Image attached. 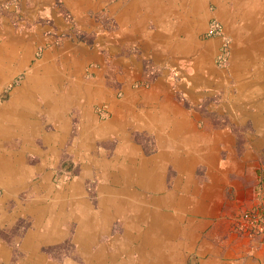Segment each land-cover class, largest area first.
<instances>
[{
  "label": "rangeland",
  "instance_id": "374dc122",
  "mask_svg": "<svg viewBox=\"0 0 264 264\" xmlns=\"http://www.w3.org/2000/svg\"><path fill=\"white\" fill-rule=\"evenodd\" d=\"M241 9L246 11L247 6ZM38 10V13H31L33 16L23 14L21 10L8 16V24H12L9 26L14 27L16 36L27 38L35 33L42 35L43 39L30 45V61L26 69L13 74L3 88L0 105L11 99V93L22 86L26 75L36 70L44 59L52 69L61 72L57 78V94L69 88L77 93L84 85L94 88L103 70L101 79L107 86V94L115 97L111 100L107 96L111 101L107 98L91 101L83 96L74 103L63 102L59 116L54 118L50 112H37V117L27 125L32 134L30 138L17 136L13 139L18 146L21 145L13 168L26 175L28 198L25 205L29 210L26 217L18 218L14 224L0 226V264H85L87 255L78 239L79 232L94 220V213L99 215L105 207H115L119 191L126 187V193L124 191L121 195L124 203H129L132 192L138 193L143 202L153 200L159 209L160 221L170 227L174 221L183 225L185 218L190 217L188 209L192 203L197 205L200 213L195 217L214 222L230 221L232 216L245 210L264 209V28L260 23L248 26L242 17V29L229 32L215 21L221 26L222 34L208 36V39L218 38L220 51L213 61L201 63L204 71L198 80L194 79L196 84L193 79H184L181 83V78L172 81L163 78L159 80L161 83H156L158 76L163 77V69H169L167 66L157 69L155 65L146 64V69L156 73L146 80L121 79L118 77L122 72L120 67L113 73L116 77H111L107 66L114 70L115 64L112 63L104 65L92 61L80 68L77 60L83 59L79 57L83 48L105 56L110 50L102 17L74 15L62 0L49 4L47 12ZM91 20L97 28L89 27ZM4 36L0 37V45ZM223 49L228 51L225 61L219 58ZM195 66V63L186 64L185 70L190 78L197 75ZM207 77L212 79L210 85L205 84ZM63 78H66L64 82ZM130 85L138 94L134 99L127 97L125 106L121 107L125 98L123 90ZM153 86L156 97L149 101V107L143 101L147 94H151L149 90ZM184 91H189L190 95L186 96ZM142 93L145 96L139 99ZM155 105L163 106L162 110L158 111ZM149 113L162 116L161 121L168 123L167 131L178 130L179 134L172 136L170 145H167L169 142L162 143L167 138L161 134L160 128L157 130V125H152L151 119L149 121ZM56 129L61 132L60 137L64 136L61 143L58 140L55 143L50 135ZM5 142L0 140V143ZM177 142L182 145L180 150L183 153L177 157L173 155L166 163L163 187L156 193L143 191V187L137 184L129 187L120 169L111 166L130 152V147L137 156L151 159L164 152L171 153L174 150L172 144ZM38 147L42 150L39 151ZM2 195L0 190V197ZM19 199L23 200V195H19ZM127 216L124 212L113 216L106 230L93 243L92 251L104 245L109 247L113 240L123 241ZM129 216L134 219L133 214ZM54 219L58 224L64 220L66 223L60 230L56 229L57 235L50 232L48 235L46 227L58 228ZM177 235L176 250L185 251L184 236L179 232ZM137 256L138 253H134V257ZM174 258L179 264H197L198 256L180 254Z\"/></svg>",
  "mask_w": 264,
  "mask_h": 264
},
{
  "label": "crops",
  "instance_id": "0c3cea01",
  "mask_svg": "<svg viewBox=\"0 0 264 264\" xmlns=\"http://www.w3.org/2000/svg\"><path fill=\"white\" fill-rule=\"evenodd\" d=\"M62 1L64 6L72 11L74 15L87 16V18L88 16L102 17L104 30L106 31L105 40H109V55L107 54L108 56H105L99 54L96 50L90 52L85 49L88 52L86 54H88V56L90 55L87 58L88 62L86 61L85 64L92 61L96 63L102 62L104 65L111 63L115 64L114 70H112V68L110 70L107 66L111 73L110 76H115L113 73L118 72L117 67H120V71L122 72L118 77L121 79L124 77L126 80L130 78L139 80L153 78L156 73L150 71L149 68L146 69V64L155 65L157 69L161 68L162 65L167 66L169 69H163V74L165 76H158L156 83H161L159 80L163 78L169 81H172L174 78H181V83L184 79L189 81L193 79V82L194 79L198 80V77H200L204 71L201 63L207 62L208 58V62L213 61L214 57L219 54L220 51V40L218 38L208 39L207 32L211 22L217 21L229 32L241 28L240 26H242V24L240 20L244 15V11L241 8L246 4L245 0H89L86 4L82 3L83 0ZM52 2L54 3L55 0H0V37L5 34L2 45H4L9 38L7 35L8 33L13 34L16 39H26L14 34L13 31L15 30L12 29L14 27L10 28L9 25L12 24H8V16L12 14L13 16L16 15V11L19 10H21V13H28L31 16H33L34 12L38 13V9L47 12V8L49 4L52 5ZM57 21L59 22V19H57ZM88 25L89 27L97 28V24L92 20ZM259 25L261 26V24ZM31 35L33 34L29 36ZM35 35L36 37H41V40L43 39L42 35L38 36L34 33L33 36ZM14 44L18 46V49L25 44L27 45H25L28 53L27 63L22 69L18 70L23 71L26 69L31 58L30 45L32 43L26 41L25 44L18 42H14ZM2 45H0V47ZM163 47L165 49H163ZM72 50H75L74 47ZM45 60L46 59L43 61ZM43 61L41 63H43ZM45 63L49 64L47 60ZM189 63H195L196 65L197 75L194 78H190L185 70L186 64ZM33 72L27 74L26 78L32 75ZM13 74L10 76V79H12ZM60 74L61 72L58 71L54 73V77L58 78ZM103 75L104 72L102 70L99 74V82L93 87L102 86L106 96L103 98L93 95L89 98L90 100L96 99L95 101H103L107 96H110L109 92L107 94V86H105L101 79ZM207 79L206 84L210 85L212 79H210V77H207ZM64 80H66V78L62 79L63 82ZM54 83L57 84L55 81ZM108 83L106 81V84ZM214 83H216V81H214ZM131 90L132 85L127 86L123 90L125 98L122 99L121 107L125 106L127 97L134 99V94H138ZM149 92H151V94H147V97H144L145 95L143 93L139 97V99L145 98L143 103L146 106L149 103V99L152 101L151 99L156 97L154 86ZM184 93L186 96L190 95L189 91H184ZM160 94L162 95L163 93ZM40 96V101L45 103V96ZM55 96L57 97L55 101L59 102L58 106L63 102H65V104L69 102L74 103L78 101L79 98L83 97L81 94L77 95L75 90L71 88L62 94H57L55 90ZM110 97L111 100L114 99L113 94H111ZM110 97H108L107 100H110ZM157 97H159V95ZM84 98H86V96H84ZM117 106H120V104ZM158 108H160L158 110L160 111L163 106L157 105L156 109ZM43 109H45V106ZM52 111L55 110L52 108ZM36 115L37 114H34L32 117H26L27 119L25 122H30L32 118L35 119L37 117ZM149 115L151 117L148 118L149 121L150 119L153 120L152 125L156 124L157 130L160 128L161 134H165L168 140L167 142H169L167 143L164 141L162 143L170 145L172 142L166 135V133H168L166 129L168 123L166 121H161L162 116H154L151 113H149ZM155 117H157V122ZM43 132H45V130H43ZM62 137H64L63 134L60 139H62ZM162 137H164V135H162ZM159 141H161L160 138ZM172 146L174 150H177L175 154L183 153L180 147L176 149L174 144H172ZM38 148L39 151H41V147ZM20 150V148L15 150L11 158L14 167ZM174 150L173 152H175ZM0 176V178H2L0 179V190L3 192V195L0 197V226L3 227L7 224H14L20 217H26L29 208L25 205V201L28 198L25 192L27 189L25 184L27 180L26 175L12 168L7 174H3V171H1ZM19 195H23V200L19 199ZM158 210L159 209L156 208V235L161 241L169 239L171 244V247L167 250L154 251V255L157 254L159 257L155 256L156 260H159L158 264H179L175 262L177 258L174 257L180 254L198 256V258H196L197 264H264V240L251 237L248 233L243 232L239 228L238 216L240 213L232 216L230 221H225V219L215 222L209 221L205 217H195L200 213L197 211V205L192 203L188 209L190 217L185 218L183 225L179 226L177 221H174L173 226L170 227L169 224L160 221ZM64 222L66 223V220L59 224L58 221H56L55 223H57L58 228L50 227V229L46 227L45 233H48L49 230L50 233H56L55 235H57V230L61 229ZM177 232L184 236L183 245L185 251L176 250L177 243L175 240L179 237ZM141 253H143V251Z\"/></svg>",
  "mask_w": 264,
  "mask_h": 264
},
{
  "label": "bare ground",
  "instance_id": "6f19581e",
  "mask_svg": "<svg viewBox=\"0 0 264 264\" xmlns=\"http://www.w3.org/2000/svg\"><path fill=\"white\" fill-rule=\"evenodd\" d=\"M245 1H246V4L244 6H247V10L244 11V15H243V17L245 19V24H247L248 26L250 24L254 26L257 23H260L262 25V27L264 28V0H257L258 2H256V1L252 2V0H245ZM87 2H89V0H83L82 1L83 4H86ZM249 7H250V9H249ZM7 35L9 36L8 40L4 43V45H2L0 47V96L2 94L3 88L11 80L10 76L13 73H16L18 70L22 69L27 63L28 53H27V50L25 48V45H26L25 42L30 41L33 44L35 40H40L39 37H32L33 35L28 36V38H26L24 40L16 39V37H14L13 34H11V33H8ZM241 35H243V34H241ZM38 36H40V35H38ZM14 42L23 43L25 45L21 46V48L18 49V46L16 44H14ZM163 49H165V48L163 47ZM81 53H83V54L82 55L80 54L79 57H82L83 59L80 58L77 61L80 68H81V66H83L85 64V62L87 61V58L90 56V55L88 56V54H86L88 52L84 48L81 51ZM193 53H194V51H193ZM249 57H251V56H249ZM253 58H254V56L251 59H253ZM208 60H209V58H208ZM45 61H43V63H41V65L33 72L32 75L28 76L26 78V80H24L22 82V86H19L18 88H16L11 93V99L8 102L0 105V140L6 141L5 143H0V173H1V171H3V174H7L8 171L14 167V164L12 163L11 158L14 154V151L18 150L19 146L21 147V145L18 146L17 143H15L13 141V139H15L17 136L29 139L30 136L32 135L31 131L27 127V125H29V122H27V121L25 122V120L27 119L26 117H28V116L32 117L34 114H37V112H42V111H45L46 113L50 112L51 113L50 116H53V118L57 117V115H58L57 112H59V110H60V105L58 106L59 102L55 101V99H57V97L55 96V90H57L56 89L57 84L54 83V81L57 82L56 81L57 77H54V73H57V72L54 69H52L51 64L45 63ZM263 64H264V62H263ZM198 65H199V62H198ZM205 84H206V81H205ZM250 87H252V86H250ZM258 87H259V85H258ZM76 94L77 95L81 94V95L86 96L88 98H91L93 95H97V96L103 97V98L106 96L102 86H96L95 88H92L91 85L87 86V87H85V85L81 86L80 90ZM40 95L45 96V103L43 101L37 100L38 97L41 98ZM263 98H264V95H263ZM94 100H96V99H94ZM149 101H150V99H149ZM44 106H45V109H43ZM111 106L113 107V104ZM147 106H149V105H147ZM52 108L55 111H52ZM118 109H119V107H118ZM159 109L160 108H158V110ZM154 111H152V112H154ZM229 111H230V109H229ZM262 116H264V115H262ZM119 117H121V116H119ZM155 118H156V122H157V117H155ZM236 119H238V118L236 117ZM123 122L121 123V125L123 124ZM156 122H154V123H156ZM148 124L150 125V123H148ZM145 126H147V125H145ZM145 126H143V127H145ZM154 126H156V124ZM57 127H59V126H57ZM109 129H111V128H109ZM123 130H120V131H123ZM42 132H43V128H42ZM172 132L168 131V133H166V135L170 138V140L172 139V136L179 134L177 129H175ZM43 133H45V132H43ZM60 133L58 132L57 129L54 132L51 131L50 135L55 139V143H57V140L59 143L62 142V140L60 139ZM179 136H178V138H179ZM32 142H34V141L32 140ZM166 142H167V140H166ZM45 144H46V141L44 142V145ZM174 145H175L176 149L181 146L180 143H178V142L175 143ZM83 149H85V148H83ZM83 149H82V151H83ZM133 150H134L133 147H130V152H128L126 155H124L121 158L119 157L120 158L119 162L117 161L115 164L113 163L114 165H111V166H114V168H116V169L117 168L120 169L122 178H123V180L128 181L127 184L129 187L137 184V185H140L143 187V191L157 192L159 189H161L163 187V185H162L163 170L165 169L166 163L168 161L172 160L171 157L173 155L175 157L178 156L177 155L178 153L175 154L177 152V150H174L175 152L171 151V153H165V152L161 153L158 156L151 158V159L139 157V156H137V153H135ZM78 151H79V149H78ZM164 151H166V150H164ZM183 158H184V156H183ZM176 159H178V158H176ZM92 161H93V159H92ZM106 176H108V175H106ZM0 179H2V178H0ZM106 187H105V189H107ZM66 189H68V188H65V190ZM119 190H120V188H119ZM124 191L126 193L127 187H126V189H124ZM124 191H119L120 195H118V202L114 204L115 207L108 205L109 207H105L101 213L99 212L100 213L99 215L98 214L95 215V213L94 214L92 213L94 220L90 223H87L83 229L81 228L82 230L78 234V239L81 240L83 248H84V250H86V251H84L85 254L87 255L86 260H85V264H158L159 260L158 261L156 260V257H158V256H157V254L154 255V251H163V250H165V249L167 250L168 248L171 247L169 239L165 240V241H161L158 239V237L156 235L155 227H157V226H155V223L157 220L156 219L157 211L155 208L156 204H154L153 200L149 201L150 203L143 202V200L139 197L138 193L135 194L134 192H132L131 200H129V203L126 204V202L125 203L123 202L122 197H121V195L124 194ZM60 194H62V193H60ZM127 195H129V194H127ZM146 201H148V200H146ZM120 212H124L126 215L128 214V216H127L128 221L126 224L127 227H126V232H125L126 236H125L124 240L121 242H118L117 240L116 241L113 240V243H111L109 245V247H105V245H104L103 247L102 246L100 248L98 247L99 249H97L96 251L94 250L95 252L92 251V245H93V243H95L97 236L102 231L106 230L107 224L109 223L110 219L113 216H117ZM131 214L134 215V217H133L134 219H132V218L130 219L129 215H131ZM100 217H101V220L99 221ZM49 225H50V223H49ZM55 228H57V227H55ZM52 232H54V231H52ZM39 233H41V232H39ZM47 234L49 235V230H48ZM55 238H57V237H55ZM27 242H26V244H27ZM30 245H31V243H30ZM142 251H143V253H141ZM134 253H136V254L138 253V256L134 257Z\"/></svg>",
  "mask_w": 264,
  "mask_h": 264
},
{
  "label": "built area",
  "instance_id": "2783aa9c",
  "mask_svg": "<svg viewBox=\"0 0 264 264\" xmlns=\"http://www.w3.org/2000/svg\"><path fill=\"white\" fill-rule=\"evenodd\" d=\"M221 26L213 21L210 24L207 35L208 36H220L222 33ZM227 50L223 49L219 58L225 61L227 58ZM239 228L248 233L249 236L264 240V209L263 210H245L238 216Z\"/></svg>",
  "mask_w": 264,
  "mask_h": 264
}]
</instances>
